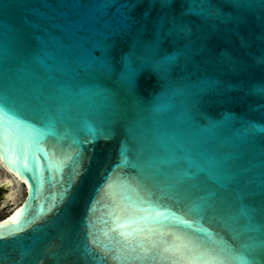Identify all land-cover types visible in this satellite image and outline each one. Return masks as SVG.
<instances>
[{
    "label": "water",
    "instance_id": "95a60500",
    "mask_svg": "<svg viewBox=\"0 0 264 264\" xmlns=\"http://www.w3.org/2000/svg\"><path fill=\"white\" fill-rule=\"evenodd\" d=\"M194 2L187 14L189 0H0V101L39 96L46 108L39 122L22 110L38 143L10 130L0 147L25 188L0 219V264H92L81 249L90 222L107 244L105 185L118 176L139 178L183 219L204 216L196 226L243 255L230 264H264V234L234 239L204 211L237 214L245 187L264 178V96L254 92L264 85V0ZM151 45L148 63L133 57L129 84L121 58ZM165 54L175 62L161 63ZM205 157L219 162L212 175L197 171Z\"/></svg>",
    "mask_w": 264,
    "mask_h": 264
},
{
    "label": "snow or ice",
    "instance_id": "6c2138e0",
    "mask_svg": "<svg viewBox=\"0 0 264 264\" xmlns=\"http://www.w3.org/2000/svg\"><path fill=\"white\" fill-rule=\"evenodd\" d=\"M107 6V0H104ZM170 0H160L161 6L168 5ZM127 6V5H126ZM195 8L194 0H189V7L185 9L187 14H193ZM201 15L203 12L201 11ZM127 19V17H126ZM175 23V22H173ZM180 30H187L180 26ZM156 46L151 45L145 50V55L136 56L134 51L125 54L121 62L126 72L129 84H132L137 73L134 66L133 57L141 63H148L150 54L156 52ZM176 60V56L165 54L161 63L171 64ZM258 62L264 63V55L257 58ZM159 64L156 65L159 68ZM258 95L264 96V85L254 89ZM45 101L37 97H28L17 104L10 101L7 95L0 101V147L8 139L6 133L24 129L21 135L30 142H37L40 128L35 123L29 124L23 112L31 113L36 121L44 119L46 108ZM23 110V112H22ZM49 126H54L53 121H49ZM252 130H257L256 124H251ZM259 131L264 132V128ZM103 135V130L100 131ZM19 139V137H17ZM122 155L127 157L122 151ZM133 167H135L133 165ZM219 167V162L205 157L202 163H197V171H207L209 175L215 173ZM80 173H77L79 175ZM108 190L109 203L106 213L110 219L103 221L104 232L107 244H102L99 235L92 231L94 225L89 223L87 233L88 240L81 249L82 255L92 264H103L107 259V252H114L118 264H230L232 260H242V254H234L235 248L229 244L220 233H214L211 229L197 227L203 222L204 216L196 219H183L171 207L160 203L159 198L154 200L153 193L139 178L116 180L109 177L105 185ZM255 201L254 205L245 204L244 199ZM240 205L238 213L220 216L219 209L213 204H207L205 212H211L207 219L211 222H220L233 235L234 239H239L245 233L264 234V178L258 182L253 181L245 187L240 195ZM95 207V201L92 208ZM191 211V210H190ZM171 216L179 221V225L184 228L193 229L191 233L177 231L175 226L166 224L164 221ZM257 217L260 219L258 220ZM11 219H15L13 216ZM19 231V229H17ZM205 234L207 239L198 234ZM3 239V237H0ZM90 245L102 247L105 254L94 251ZM249 245L241 244V248L247 249Z\"/></svg>",
    "mask_w": 264,
    "mask_h": 264
},
{
    "label": "rangeland",
    "instance_id": "374dc122",
    "mask_svg": "<svg viewBox=\"0 0 264 264\" xmlns=\"http://www.w3.org/2000/svg\"><path fill=\"white\" fill-rule=\"evenodd\" d=\"M7 177L10 178L12 182L8 185H4L3 190L5 191L7 189L9 193H12L13 198L9 199L6 204L0 206V218L10 212L16 205H18L25 195V188L22 183L20 184L9 175L6 176L4 170L0 167V180L4 181Z\"/></svg>",
    "mask_w": 264,
    "mask_h": 264
},
{
    "label": "flooded vegetation",
    "instance_id": "af4514ba",
    "mask_svg": "<svg viewBox=\"0 0 264 264\" xmlns=\"http://www.w3.org/2000/svg\"><path fill=\"white\" fill-rule=\"evenodd\" d=\"M3 169V168H2ZM7 172V171H6ZM8 173V172H7ZM8 174H10V173H8ZM3 183V181L2 180H0V206L1 205H3V204H6L7 202H8V200L10 199V197L9 198H7L6 199V197H7V194L9 193L8 192V190L6 189L5 191L3 190V187H4V184H2ZM9 213V212H8ZM7 213V214H8ZM6 214V215H7ZM6 215H4L3 217H1L0 219H3Z\"/></svg>",
    "mask_w": 264,
    "mask_h": 264
},
{
    "label": "bare ground",
    "instance_id": "6f19581e",
    "mask_svg": "<svg viewBox=\"0 0 264 264\" xmlns=\"http://www.w3.org/2000/svg\"><path fill=\"white\" fill-rule=\"evenodd\" d=\"M0 167L3 168V166L1 164H0ZM3 170H4L5 174H6V176L9 175L11 178H13L14 180H16L17 182H19L21 184V181L19 179H17L16 177L12 176L11 174H8L4 168H3ZM11 182H12V180H10V178L7 177V178H5V180L3 181V183L2 182L1 183L4 184V185H8ZM9 197H10V199L13 198L12 197V193L7 194L6 199L9 198Z\"/></svg>",
    "mask_w": 264,
    "mask_h": 264
}]
</instances>
